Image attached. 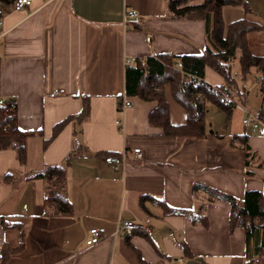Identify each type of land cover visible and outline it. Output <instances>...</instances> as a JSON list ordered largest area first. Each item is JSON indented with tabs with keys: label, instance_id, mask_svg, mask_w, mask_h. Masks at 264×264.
I'll return each instance as SVG.
<instances>
[{
	"label": "crops",
	"instance_id": "obj_1",
	"mask_svg": "<svg viewBox=\"0 0 264 264\" xmlns=\"http://www.w3.org/2000/svg\"><path fill=\"white\" fill-rule=\"evenodd\" d=\"M168 1L32 0L20 11L14 0L0 1V102L16 100L19 128L35 133L27 140L25 164L16 151H0V218L16 225L0 223V247L17 249L24 242L9 264L244 263L246 234L242 228L230 232L228 197L264 192L258 76L251 74L243 84L238 60L230 63L245 87L244 101L229 121L209 105L212 133L204 138L163 135L149 123L156 104L125 93L128 58L215 51L205 20L164 18ZM129 10L138 16L127 18ZM205 81L213 87L225 82L210 67ZM165 95L172 123L186 124L187 112L170 86ZM84 98L90 100V116L71 120L52 139L56 124L82 112ZM125 98L131 108L123 107ZM247 118L252 122L245 125ZM236 135H246L255 154L248 159L252 176L246 175L247 156L233 141ZM73 149L66 171L73 213L46 215L45 181L27 176L63 164ZM135 149L141 158L132 154ZM125 152L117 171L105 161L106 154ZM196 213L207 218V226L195 221ZM125 221L140 229L120 231ZM93 228L103 238L88 246Z\"/></svg>",
	"mask_w": 264,
	"mask_h": 264
},
{
	"label": "trees",
	"instance_id": "obj_2",
	"mask_svg": "<svg viewBox=\"0 0 264 264\" xmlns=\"http://www.w3.org/2000/svg\"><path fill=\"white\" fill-rule=\"evenodd\" d=\"M3 1V0H0ZM193 0H169L165 19H203L207 22L209 39L215 44V51L201 55L160 54L137 57L133 66H128L125 73V93L128 97H139L156 106L150 113L149 123L162 130L163 135L188 138H204L209 133L206 115L209 105L226 113L229 121L238 101H244V83L251 74L260 79L259 94L264 100V54L252 49L251 36L264 31V24L250 17H243L226 25L223 9L226 6L244 7L247 13L253 10L246 0H202L199 5L190 6ZM140 28L139 24L134 29ZM238 60L241 69L240 85L230 63ZM182 63V69L177 64ZM214 69L223 79L224 84L213 87L205 81L206 68ZM166 86L171 87L174 100L187 112V123L174 125L171 121L169 103L165 95ZM91 103L83 99V110L77 116H71L54 128V139L71 120L83 121L90 116ZM264 119V112H259ZM34 132H26L18 125V105L13 99L0 102V151L14 150L22 164L27 160V140ZM51 141V140H50ZM233 141L243 146L247 156V176H252L249 158L251 152L248 137L234 136ZM49 142V141H48ZM47 142V143H48ZM73 149L65 162L52 165L38 173H32L27 179H43L46 184L45 214L71 215L73 207L67 197V168L75 155ZM107 156L115 154H106ZM11 174L4 177L9 181ZM231 201L230 232L237 228L245 230L246 253L243 264H261L264 256V192L251 190L242 200L228 197ZM173 213H178L172 210ZM194 219L207 226L208 221L201 213L194 214ZM0 223L5 228H14L4 218ZM24 242L17 249L4 244L0 247V264H9L12 255L19 253ZM187 251V247L185 248Z\"/></svg>",
	"mask_w": 264,
	"mask_h": 264
},
{
	"label": "built area",
	"instance_id": "obj_3",
	"mask_svg": "<svg viewBox=\"0 0 264 264\" xmlns=\"http://www.w3.org/2000/svg\"><path fill=\"white\" fill-rule=\"evenodd\" d=\"M31 5H32V0H14V3H13L14 9L17 11L24 10L27 7H30ZM126 16L129 19H133L138 16V13L135 10H129L126 12ZM135 62H136V58L134 57L128 58L126 61V66L127 67L133 66ZM182 67H183L182 63L177 64V68L182 69ZM260 80H263V77L259 79V82ZM132 105H133L132 102L128 98H125L123 107L131 108ZM251 122H252L251 118H247L244 120L245 125H248ZM132 154L135 155L137 158L142 157L141 149H135ZM127 156L128 154L126 152L121 156L111 155V156H107L105 158V161L109 165L113 166L114 170L117 171L119 168H121L125 164V160ZM138 229H140L139 226L135 224L133 221H125L122 225H120V231H124L127 234H131L132 232ZM102 238H103V234L101 233V231L97 228H93L90 230V238L87 240V245L91 246V245L98 244L102 240Z\"/></svg>",
	"mask_w": 264,
	"mask_h": 264
},
{
	"label": "rangeland",
	"instance_id": "obj_4",
	"mask_svg": "<svg viewBox=\"0 0 264 264\" xmlns=\"http://www.w3.org/2000/svg\"><path fill=\"white\" fill-rule=\"evenodd\" d=\"M248 3H250L251 8H253L252 14L247 13L244 9V7H231L226 6L225 11V23L228 25L231 21L236 20L240 17H250L252 19H255L257 21H260L262 24H264V0H246ZM229 10V11H228ZM251 43H252V49L256 51L257 53L264 54V31L260 33H255L251 36ZM217 112H220L218 109ZM212 111V110H210Z\"/></svg>",
	"mask_w": 264,
	"mask_h": 264
}]
</instances>
